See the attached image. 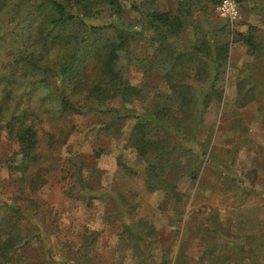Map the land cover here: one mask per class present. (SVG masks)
I'll use <instances>...</instances> for the list:
<instances>
[{"label":"trees","instance_id":"16d2710c","mask_svg":"<svg viewBox=\"0 0 264 264\" xmlns=\"http://www.w3.org/2000/svg\"><path fill=\"white\" fill-rule=\"evenodd\" d=\"M220 1L176 0V7L164 8L158 0H0V142L10 145V153L0 155V169L6 166L15 181L12 192L0 184V264L57 263L39 197L53 177L66 198L87 206L100 191L108 193L103 218L118 235L119 249L135 253L136 264H254L264 257V237L237 243L212 217L197 229L193 254L180 250L174 258L171 246L162 245L155 259L151 238H159L157 227L137 217V203L127 193L102 185L98 161L107 148L60 153L79 128L78 116L90 115L89 129L113 141L134 119L126 144L136 151L137 166L119 164L141 177L148 191H162L159 207L180 220L186 195L175 173L196 181L202 165L229 166L215 145L209 150L216 132L206 115L223 102L220 79L231 46L241 42L254 61L261 58L258 26L232 28L215 14ZM238 2L242 8L247 0ZM131 64L142 72L139 80ZM252 84L255 89L258 83ZM243 89L244 80L236 99L241 107L253 100ZM35 239L39 261L22 252Z\"/></svg>","mask_w":264,"mask_h":264},{"label":"rangeland","instance_id":"374dc122","mask_svg":"<svg viewBox=\"0 0 264 264\" xmlns=\"http://www.w3.org/2000/svg\"><path fill=\"white\" fill-rule=\"evenodd\" d=\"M158 2L164 8L176 7V0ZM241 11L242 18L234 28L245 30L249 25L258 26L256 36L261 39V58L254 61L253 55L241 42L231 46L226 73L220 79L224 88L223 102L213 103L206 115L208 124L214 123L216 132L209 150L215 145L213 150L228 160L229 166L223 168L220 163L202 165L196 181L186 173H175L174 178L186 195L180 220L179 214L159 207L164 197L162 191H148L141 177L134 179L119 164L121 160L129 166H137L136 151L126 144L134 119L127 123L123 136L113 141L108 136L98 138L96 130L89 129L90 115L78 116V130L60 148L63 156L69 150L89 154L95 147L107 148L98 161V167L104 172L102 185L107 191L119 189L127 193L137 203V217H144L157 227L159 238H151L155 259L160 260L162 245L171 246L174 258L180 250L187 255L193 254L198 246L197 229L201 225L206 227L212 217L219 222L223 233L237 243L253 242L247 238L250 235L264 237V90L259 85L260 82L264 84V5L256 0H247ZM215 14L224 18L217 7ZM140 52L141 48L137 47L135 54ZM129 69L136 80L142 77L137 64H131ZM243 80L245 89L242 93L253 96V100L241 107L236 99L239 97L238 84ZM253 81L258 83L255 89H252ZM133 106L143 111L140 102ZM236 119L242 120L236 122ZM7 152L10 153V145L3 140L0 142V155L7 156ZM0 184L2 189L7 186L8 191H14L15 181H12L6 166L0 169ZM60 186L58 178L53 177L39 192L42 208L47 212L44 219L49 236L55 243L56 264H136L135 253L127 246L119 249L118 235L111 231L103 218L105 195L108 193L100 191L102 195L87 206L81 200L66 198ZM52 208L53 211H49ZM93 230L99 233L90 237ZM86 239L90 242L86 250L88 258L83 244H88ZM22 252L37 255L39 261V242L35 239ZM221 252L225 253L226 249ZM254 261V264H264V257L261 254Z\"/></svg>","mask_w":264,"mask_h":264},{"label":"built area","instance_id":"2783aa9c","mask_svg":"<svg viewBox=\"0 0 264 264\" xmlns=\"http://www.w3.org/2000/svg\"><path fill=\"white\" fill-rule=\"evenodd\" d=\"M217 9L219 14L228 19L233 27L242 18V11L238 0H221Z\"/></svg>","mask_w":264,"mask_h":264}]
</instances>
